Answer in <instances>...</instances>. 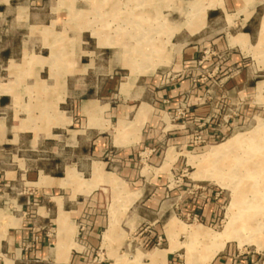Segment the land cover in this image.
I'll use <instances>...</instances> for the list:
<instances>
[{"label": "crops", "instance_id": "1", "mask_svg": "<svg viewBox=\"0 0 264 264\" xmlns=\"http://www.w3.org/2000/svg\"><path fill=\"white\" fill-rule=\"evenodd\" d=\"M135 2L123 15L120 0H0V264H93L98 252L102 264H264L224 245L246 229L210 247L217 190L196 182L206 200L195 201L165 177L168 156L184 155L194 135L212 137L219 122L230 137L234 108L242 126L264 109V0ZM162 23L175 28L162 38L169 64L122 82L124 40L109 30L132 27L142 53ZM185 99L187 119L168 118ZM57 141L66 156L34 157ZM144 148H156L155 177L139 163Z\"/></svg>", "mask_w": 264, "mask_h": 264}, {"label": "rangeland", "instance_id": "2", "mask_svg": "<svg viewBox=\"0 0 264 264\" xmlns=\"http://www.w3.org/2000/svg\"><path fill=\"white\" fill-rule=\"evenodd\" d=\"M59 1L61 3H76L80 0ZM120 2L122 7L126 9L122 12L123 15L129 14L128 9L131 5L134 6V3H136L135 0H120ZM192 7L193 5L191 4L190 8ZM193 13V11H189V17ZM198 16L200 18H204V11L198 13ZM59 29L62 28L60 27ZM174 29L175 28H172L171 26L163 25V23L158 27L151 28L153 38L156 41L153 42L151 47L150 44L146 46L145 43V48L148 49H144L142 53L135 52L136 48L138 47V43L133 39V36L137 35V31H135L132 27L112 28L109 30L111 32L117 31L116 35H119V37L124 40L120 44V53L121 56L124 57L119 59L121 68L119 69L118 75L116 77L120 79L122 78V82H128L129 79L131 80L138 76L152 74L161 66L169 64L167 59L163 58L161 53V47H164L167 44V40L163 41L162 38H170V36L175 33ZM141 54H145L144 57H140ZM211 55V51L209 49H205L200 60V67L203 68L206 65V70L201 72L199 78L206 83L208 82L209 78V68L207 64L210 63ZM189 77H191V75H189ZM90 82H96V76L90 78ZM105 93L106 94L103 102L106 104H111L114 102V100H116L114 99V94L116 95V90H114V88L106 91ZM185 104L187 107L189 106L188 103ZM170 114L171 112H169L168 115ZM234 114H236V116L233 115L234 118L232 120L233 134L225 141L204 145L195 144L193 138V142L189 143L187 152L184 155L168 156L169 159H167L166 163L170 169L165 172L166 185L168 186L167 188L170 190V192L173 193L176 190H180V192H186L193 199H195V201L200 198L202 200H206L204 196L200 195L202 190L201 188L197 189L200 191L192 188L191 185L197 184L196 182H201L203 185L211 186L217 190L220 193V197H218V206H220L221 209L220 211L222 214V219L220 225L217 228H213L208 231V240L210 241L209 243H211L210 247L219 250L220 248L217 247L213 239L215 237L222 240H224V237L230 238V234L227 233L228 230L230 231V227L235 226V232L246 229L243 235L233 233L232 236L234 238L232 241H227L224 243V245L226 244L227 247L229 246L237 250L248 249L249 251H255L260 254V257H262V261L264 262V109H261L257 112L255 111L254 114L250 116L251 118L247 124L243 126L235 122V120L240 115V111L234 108ZM48 115H46V117H48ZM186 119L187 117L184 120ZM110 125L113 126L114 123L113 125ZM110 132H112V129H110ZM236 136L240 137L236 138ZM63 145L64 144L57 141L55 144L48 146L51 148L50 151L44 150V153L39 151V153H36L38 156L34 157H39L46 160L50 157V160H52V158H63L66 156L63 153ZM213 147L219 149L220 153L212 158L209 154L211 152V148ZM226 153L230 155H225ZM228 156H231V163L229 160H226V158L228 159ZM30 157L33 156L30 155ZM218 159H220V161H218ZM226 161H228L229 164H227ZM44 162H46L44 163L46 166H51L49 165L51 163H47V161ZM174 162L177 163V165H173ZM179 163L182 164L181 167ZM245 163L249 164L245 166ZM141 166L144 168V173L149 172L153 177L159 174V171L153 172L151 170L150 166H153L151 162L148 164V166ZM48 172L53 174L58 173V171L54 168H49ZM202 184L201 186H203ZM248 227L250 229L253 228L251 229L252 231L257 230L258 228L259 231L257 233H251V231L248 232ZM241 242L242 244L240 245ZM201 243V246L207 248L206 242ZM201 248L197 251V254L202 252Z\"/></svg>", "mask_w": 264, "mask_h": 264}, {"label": "built area", "instance_id": "3", "mask_svg": "<svg viewBox=\"0 0 264 264\" xmlns=\"http://www.w3.org/2000/svg\"><path fill=\"white\" fill-rule=\"evenodd\" d=\"M187 101V100H186ZM186 101H183L181 102L174 114H170L168 115V118H171L173 120H179V119H185L187 117V114H188V107L185 103H187ZM219 113V112H217ZM232 115H235L234 112ZM231 115V118H233V116ZM223 118V117H221ZM228 123V121H223V123ZM219 125H217V130L216 132L212 135V137H203L202 135L200 134H196L194 135V141H195V144H204V145H210V144H215V143H219V142H222V141H225L229 135H225V134H222L221 131H220V126L222 125L221 123L218 122ZM230 125V124H229ZM230 131H232V129H230ZM156 153V148H144L140 154H139V163L143 166H148V164L150 163V159H152V155ZM220 194H217V196H219ZM163 242V239L162 237H157V240L155 241V246L158 245L160 246ZM103 260H102V255L100 254V252H98L95 256V258L93 259V264H102ZM243 264V263H242Z\"/></svg>", "mask_w": 264, "mask_h": 264}, {"label": "bare ground", "instance_id": "4", "mask_svg": "<svg viewBox=\"0 0 264 264\" xmlns=\"http://www.w3.org/2000/svg\"><path fill=\"white\" fill-rule=\"evenodd\" d=\"M239 137H240V136H238V137L236 136V138H239ZM219 153H220V152H219V149L215 148V149L211 150V152H210L209 155H210V157L213 158L214 156H217ZM216 160H217V159H216ZM218 161H220V159H218ZM216 162H217V161H216ZM244 162H245V161H244ZM249 163H250V162H249ZM249 163H248V164H249ZM251 163H252V162H251ZM245 164H246V165H245ZM245 164H244L245 166L248 165L247 163H245ZM258 167H259V166H258ZM262 167H263V166H262ZM237 168H238V167H237ZM243 168H244V166H243ZM247 168H249V167H247ZM256 169H257V168H256ZM257 173H258V172H257ZM261 173H263V172H261ZM250 176H251V175H250ZM263 176H264V174H263ZM238 177H239V176H238ZM260 179H261V178H260ZM263 179H264V178H263ZM262 182H263V180H262ZM225 232H226V231H225ZM230 232H231V229H230V231H229V230L227 231L228 234H230ZM227 233H226V235H227ZM224 235H225V234H224Z\"/></svg>", "mask_w": 264, "mask_h": 264}]
</instances>
